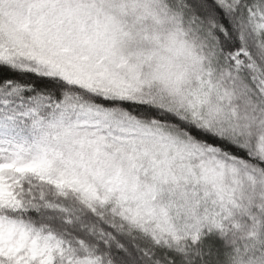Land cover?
<instances>
[{
    "label": "snow or ice",
    "instance_id": "1",
    "mask_svg": "<svg viewBox=\"0 0 264 264\" xmlns=\"http://www.w3.org/2000/svg\"><path fill=\"white\" fill-rule=\"evenodd\" d=\"M0 264H264V0H0Z\"/></svg>",
    "mask_w": 264,
    "mask_h": 264
}]
</instances>
